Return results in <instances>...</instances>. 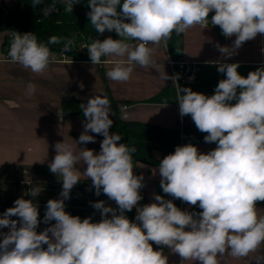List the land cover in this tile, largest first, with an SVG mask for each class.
<instances>
[{"label": "clouds", "instance_id": "9594fccd", "mask_svg": "<svg viewBox=\"0 0 264 264\" xmlns=\"http://www.w3.org/2000/svg\"><path fill=\"white\" fill-rule=\"evenodd\" d=\"M31 3L35 8L43 0ZM74 3L79 0H53L42 9L43 15L56 12L58 4L72 12ZM88 6L95 32L114 31L119 37L93 39L87 46L93 65L100 64L102 57L115 58L106 72L113 82H127L135 65L155 68L154 48L149 45L166 46L173 33L196 25L206 28L210 13H214L212 26H219L225 37L235 36L231 47L216 44L226 59L264 34V0H88ZM61 43V51L67 53L74 41L50 36L42 43L31 33H13L7 55L10 62L40 74L56 62L48 45ZM213 63L226 75L213 95L189 87L177 89L181 117L190 115L196 128L206 133L204 142L216 147L202 153L191 143L177 146L159 162L160 187L173 199L154 195V202L138 206L144 177L134 174L136 149L122 143L121 135L110 133L111 103L103 94L96 95L80 105L86 120L77 143H95L89 132L101 135L100 152L80 148L77 153L69 144H55L49 168L61 177V198L47 201L43 220L55 223L38 232L37 205L24 198L15 200L0 216V229H9L0 232V264H169L164 247L179 255L180 264L189 260L220 264L226 255L264 264V215L256 206L264 202V67L245 77L237 71L239 63ZM162 79L175 81L178 76L164 72ZM35 90L30 83L27 94ZM80 161L87 165L83 175L91 179L95 195L103 193L118 206L90 202L100 211L99 222L65 211V201L81 180L76 168ZM39 192L33 188L30 195ZM175 199L201 211L181 210ZM134 207L137 214L130 220L125 212Z\"/></svg>", "mask_w": 264, "mask_h": 264}, {"label": "crops", "instance_id": "0c3cea01", "mask_svg": "<svg viewBox=\"0 0 264 264\" xmlns=\"http://www.w3.org/2000/svg\"><path fill=\"white\" fill-rule=\"evenodd\" d=\"M0 4L13 9L18 6L19 0H0ZM7 34L8 31L0 32V210L5 209L8 199L24 198L32 200L38 207V213L45 215L47 201L61 198V177L49 168L56 154V143L69 144L77 153L80 148L94 150L95 154L100 152L103 139L97 138L94 133L88 134L95 136V143H77L84 132L85 120L66 109L64 103L79 101L86 104L89 98L103 94L111 103V116L117 110L126 121L180 130L183 143L184 130L190 126L192 119L190 115L181 117L174 80L164 81V72L169 77L177 75L180 86L211 96L219 81L226 78L224 73L217 71L218 65L213 62L239 63L237 71L245 77L250 71L264 67V34L245 42L236 55L226 59L217 50L216 44L231 47L235 36L225 37L218 28L210 25L206 28L196 25L179 35L173 33L166 46L149 45L154 48L152 59L157 66L145 68L135 65L127 82H113L106 76L107 70L113 66L110 62L115 59L113 57H102L100 64L93 65L90 60H74L69 56L62 59L63 53L58 52H53L56 62L36 74L4 58ZM104 35V39L109 36L119 39L114 31H106ZM126 42L132 45L138 43L134 40ZM181 66L184 67L183 74ZM191 71L193 80L189 82L187 76ZM30 83L35 85L36 90L28 95ZM123 106H127V110L122 111ZM195 146L202 153L216 147L206 144ZM132 164L134 174L144 177V187L140 189L143 199L138 202V206L142 207L154 202V195H160L159 165L133 161ZM86 167L82 161L76 165L81 180L72 188L70 199L65 201V211L82 220L91 217L92 222H99L102 219L100 211L94 209L90 202L103 200L105 206H118L103 193L95 195L91 179L83 175ZM33 188L40 191L36 197L30 195ZM256 206L259 214L264 215V202H257ZM192 207L186 204L182 210ZM136 214L134 207V219ZM44 229L39 224L37 231ZM8 230L4 228L0 232ZM261 250L264 251V245ZM163 253L168 257L169 264H180L179 255L169 248L164 247ZM185 264L194 262L189 260ZM220 264H249V260L226 255L220 258Z\"/></svg>", "mask_w": 264, "mask_h": 264}, {"label": "trees", "instance_id": "16d2710c", "mask_svg": "<svg viewBox=\"0 0 264 264\" xmlns=\"http://www.w3.org/2000/svg\"><path fill=\"white\" fill-rule=\"evenodd\" d=\"M32 0H19V4L16 8L8 9L0 4V32L8 31L12 33L25 34L31 31L38 39V42L47 43L50 36H58L66 39H72L74 41L70 52L64 53L61 51L63 43L50 44L48 47L52 52L63 53L74 60H90L88 55L87 46L92 43L93 39L104 40V34L96 33L90 20L86 16L77 15L73 9L72 12H65V5H57V11L51 15L43 16L39 19H32L26 21L25 18L36 15L42 11V9L53 2V0H43V3L37 7L32 6ZM79 6L82 11H89L88 0H79ZM211 17V15H209ZM16 25L3 29V27L14 20H20ZM66 42V41H65ZM85 44V48H81V45ZM181 88L187 87L184 85ZM81 104H85L79 101H68L64 103L66 109L75 115L86 118L83 115ZM86 105V104H85ZM113 125L110 128V133H117L123 137L122 143H125L129 147H135L136 151L132 154L133 162H142L148 165H159V162L164 158L165 154H171L175 151L177 146L181 143V131L173 129H164L158 125L148 124L138 121H126L123 120L118 111H115V115L111 116ZM97 138L103 139V136L94 134ZM206 133L200 132L194 122L192 121L190 126L184 130L183 145L186 144H206L204 136ZM159 193L164 196L165 199H173L163 193L159 185ZM17 199H8L6 207L0 210V216L10 207L14 206V201ZM173 202L178 208L182 210V207L187 203L175 199ZM188 211L199 212L198 207L193 206ZM125 215L134 220V208L131 212H125ZM43 214L38 215V219L41 221L40 225L43 228H47L50 224H54L55 221L45 224ZM111 215H109V218ZM12 219H18L12 217ZM154 249H158L159 246L153 244Z\"/></svg>", "mask_w": 264, "mask_h": 264}, {"label": "built area", "instance_id": "2783aa9c", "mask_svg": "<svg viewBox=\"0 0 264 264\" xmlns=\"http://www.w3.org/2000/svg\"><path fill=\"white\" fill-rule=\"evenodd\" d=\"M208 25H210V26H212L211 25V17H209V24ZM213 27H216V28H218L220 31H221V29L219 28V26H213ZM27 33H31V34H33L31 31H29V32H27ZM27 33H25V34H27ZM34 35V34H33ZM12 36H13V33L12 32H8V34H7V38H6V41H5V44H4V47H3V54H4V58L6 59V60H10L9 58H8V51H9V48H10V43H11V40H12ZM85 44H82L81 45V48H85ZM88 53V52H87ZM88 55H89V53H88ZM66 57H67V55H65V54H62V59H66ZM170 64L171 65H173V63H171L170 62ZM180 72H181V74H183L184 73V67L183 66H181L180 67ZM177 75H175L174 77H176ZM187 80L189 81V82H191L192 80H193V72L191 71V73L187 76ZM174 84H175V87H176V89H178V87H180V85L178 84V79H176L175 81H174ZM121 110L122 111H125V110H127V106H123L122 108H121ZM180 146H183V143H182V141H181V143H180ZM166 155H168V154H165L164 155V157L166 156Z\"/></svg>", "mask_w": 264, "mask_h": 264}, {"label": "water", "instance_id": "95a60500", "mask_svg": "<svg viewBox=\"0 0 264 264\" xmlns=\"http://www.w3.org/2000/svg\"><path fill=\"white\" fill-rule=\"evenodd\" d=\"M73 9H74V11H75V13H76L77 15L86 16V17H88V12L90 11V10H89V11H82L81 8H80V6H79V3H74V4H73ZM43 16H44V15H43V11H41L40 13H38V14H36V15H33V16H30V17L25 18V20H26V21H29V20H32V19H39V18H42ZM22 20H23V19H20V20H14V21H12L11 23L5 25V26L3 27V29H8V28H10V27L16 25L18 22H20V21H22ZM126 22H127V21H126Z\"/></svg>", "mask_w": 264, "mask_h": 264}, {"label": "flooded vegetation", "instance_id": "af4514ba", "mask_svg": "<svg viewBox=\"0 0 264 264\" xmlns=\"http://www.w3.org/2000/svg\"><path fill=\"white\" fill-rule=\"evenodd\" d=\"M209 15H214V13H210Z\"/></svg>", "mask_w": 264, "mask_h": 264}]
</instances>
